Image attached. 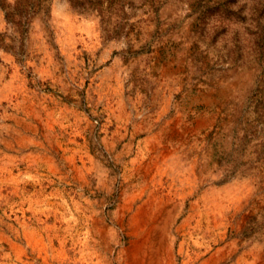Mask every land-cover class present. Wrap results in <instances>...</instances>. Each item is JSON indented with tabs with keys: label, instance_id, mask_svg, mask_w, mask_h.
<instances>
[{
	"label": "rangeland",
	"instance_id": "rangeland-1",
	"mask_svg": "<svg viewBox=\"0 0 264 264\" xmlns=\"http://www.w3.org/2000/svg\"><path fill=\"white\" fill-rule=\"evenodd\" d=\"M139 211L264 264V0H0V264H127Z\"/></svg>",
	"mask_w": 264,
	"mask_h": 264
},
{
	"label": "bare ground",
	"instance_id": "bare-ground-1",
	"mask_svg": "<svg viewBox=\"0 0 264 264\" xmlns=\"http://www.w3.org/2000/svg\"><path fill=\"white\" fill-rule=\"evenodd\" d=\"M203 96V95H202ZM208 96V95H207ZM201 97V96H200ZM200 97H198V98H200ZM205 98V97H204ZM213 100V99H212ZM210 102V101H209ZM212 102V101H211ZM194 107V106H193ZM185 108V107H184ZM189 109V108H188ZM194 109V108H193ZM66 111V110H65ZM175 111H176V109H175ZM140 113V112H139ZM142 113V112H141ZM140 113V114H141ZM176 114V113H175ZM137 115V114H136ZM217 115V114H216ZM129 116V115H128ZM131 116V115H130ZM171 116V115H170ZM158 117V116H157ZM187 117V116H186ZM130 118V117H129ZM131 118H132V116H131ZM143 120H145V119H143ZM195 120V119H194ZM127 121V120H126ZM137 121V120H136ZM150 121H152V120H150ZM158 121V120H157ZM130 122V121H129ZM128 122V123H129ZM153 122V121H152ZM165 122V121H164ZM182 122H184V121H182ZM193 122V121H192ZM123 123V122H122ZM167 123V122H166ZM165 123V124H166ZM172 123V122H171ZM131 124V123H130ZM212 124V123H211ZM139 125V124H138ZM156 125V124H155ZM169 125V124H168ZM173 125V124H172ZM177 125V124H176ZM185 125V124H184ZM132 126V125H131ZM166 126V125H165ZM134 127V126H133ZM132 127V128H133ZM154 127V126H153ZM156 127H157V125H156ZM163 127V126H162ZM145 128V127H144ZM143 128V129H144ZM151 129V128H150ZM153 129V128H152ZM211 129H212V127H211ZM128 130V129H127ZM135 130H137V129H135ZM183 130V129H182ZM200 130V129H199ZM129 131V130H128ZM75 132V131H74ZM150 132V131H149ZM188 132V131H187ZM120 133V132H119ZM133 133V132H132ZM151 133V132H150ZM189 133V132H188ZM201 133V132H200ZM162 135V134H161ZM160 135V136H161ZM195 135V134H194ZM142 136V135H141ZM152 136V135H151ZM174 136V135H173ZM207 136V135H206ZM70 137V136H69ZM128 137V136H127ZM192 137V136H191ZM187 138V137H186ZM65 139H67V138H65ZM147 139V138H146ZM183 139V138H182ZM142 140V139H141ZM156 140V139H155ZM174 140V139H173ZM172 140V141H173ZM179 140V139H178ZM205 140V139H204ZM134 141V140H133ZM181 141V140H180ZM186 141H188V140H186ZM195 141V140H194ZM193 141V142H194ZM197 141V140H196ZM199 141V140H198ZM197 141V142H198ZM200 141H202V140H200ZM119 142V141H118ZM69 143H71V142H69ZM131 144V143H130ZM118 145V144H117ZM139 146V145H138ZM142 146H144V145H142ZM196 147V146H195ZM140 148V147H139ZM133 149V148H132ZM151 149V148H150ZM64 150V149H63ZM66 152V151H65ZM75 152H77V150L75 151ZM137 152V151H136ZM136 152H135V154H136ZM140 152V151H139ZM145 152V151H144ZM132 153V152H131ZM62 154V153H61ZM124 154V153H123ZM130 154V153H129ZM166 154H168V153H166ZM120 155H122V154H120ZM80 156V155H79ZM168 156V155H167ZM183 156V155H182ZM72 157V156H71ZM164 157V156H163ZM27 158V157H26ZM87 158V157H86ZM64 159V158H63ZM85 159V158H84ZM139 159V158H138ZM156 160H157V158H155ZM178 159V158H177ZM116 160V159H115ZM161 160V159H160ZM141 161V160H140ZM138 162V161H137ZM190 162V161H189ZM65 163V162H64ZM85 163H86V161H85ZM125 163V162H124ZM130 163V162H129ZM62 164V163H61ZM71 164H72V162H71ZM163 164V163H162ZM183 164V163H182ZM82 165V164H81ZM80 165V166H81ZM63 166V165H62ZM66 166V165H65ZM148 166V165H147ZM156 166V165H155ZM159 166V165H158ZM174 166V165H173ZM67 167H68V165H67ZM73 167V166H72ZM83 167V166H82ZM78 168V167H77ZM139 168V167H138ZM59 169V168H58ZM84 169V168H83ZM131 170V169H130ZM150 170H151V168H150ZM60 171V170H59ZM144 171V170H143ZM181 171V170H180ZM78 172V171H77ZM89 172V171H88ZM164 172H166V171H164ZM191 172V171H190ZM189 172V173H190ZM62 173V172H61ZM64 173V172H63ZM159 173V172H158ZM168 173V172H167ZM80 174V173H79ZM156 174H157V172H156ZM160 174V173H159ZM170 174V173H169ZM205 174V173H204ZM153 175H154V173H153ZM179 175V174H178ZM190 175V174H189ZM139 176H142V175H139ZM156 176V175H155ZM157 176H159V175H157ZM71 177V176H70ZM120 177V176H119ZM196 177V176H195ZM118 178V177H117ZM169 178V177H168ZM175 178V177H174ZM251 178V177H250ZM64 179V178H63ZM162 179V178H161ZM167 179V178H166ZM189 179V178H188ZM82 180V179H81ZM165 180V179H164ZM176 180V179H175ZM178 180V179H177ZM183 180V179H182ZM61 181V180H60ZM78 181V180H77ZM77 181H75V182H77ZM148 181V180H147ZM155 181V180H154ZM160 181V180H159ZM180 181V180H179ZM178 181V182H179ZM123 182V181H122ZM129 182V181H128ZM247 182V181H246ZM253 182V181H252ZM119 183V182H118ZM256 183V182H255ZM129 184V183H128ZM155 184V183H154ZM161 184H162V182H161ZM169 184V183H168ZM173 184V183H172ZM32 185V184H31ZM179 185V184H178ZM182 185H184V184H182ZM187 185H189V184H187ZM192 185V184H191ZM151 186H153V185H151ZM194 186V185H193ZM196 186V185H195ZM202 186H204V185H201V187ZM150 187V186H149ZM167 187V186H166ZM182 187H184V186H182ZM200 187V188H201ZM214 187V186H213ZM224 187V186H223ZM190 188V187H189ZM189 188H187V189H189ZM192 188V187H191ZM190 188V189H191ZM216 188V187H215ZM149 189V188H148ZM155 189V188H154ZM160 189V188H159ZM178 189V188H177ZM244 189V188H243ZM105 190V189H104ZM176 190V189H175ZM143 191V190H142ZM169 191V190H168ZM242 191V190H241ZM258 191V190H257ZM115 192V191H114ZM145 192V191H144ZM244 192V191H243ZM113 193V192H112ZM194 193V192H193ZM198 193V192H197ZM235 193V192H234ZM238 193H239V191H238ZM257 193V192H256ZM68 194V193H67ZM164 194V193H163ZM195 194V193H194ZM247 194H248V192H247ZM250 194V193H249ZM148 195V194H147ZM182 195V194H181ZM193 195V194H192ZM191 195V196H192ZM219 195V194H218ZM217 195V196H218ZM224 195V194H223ZM228 195V194H227ZM235 195V194H234ZM189 196V195H188ZM200 196H201V194H200ZM138 197V196H137ZM136 197V198H137ZM158 197V196H157ZM183 197V196H182ZM211 197V196H210ZM220 197V196H219ZM230 197V196H229ZM117 198V197H116ZM132 198V197H131ZM181 198V197H180ZM199 198V197H198ZM221 198V197H220ZM231 198V197H230ZM242 198V197H241ZM247 198V197H246ZM140 199H142V198H140ZM182 199V198H181ZM184 199V198H183ZM212 199V198H211ZM210 199V200H211ZM238 199H239V197H238ZM249 199V198H248ZM27 200V199H26ZM121 200V199H120ZM214 200V199H213ZM139 201V200H138ZM137 201V202H138ZM188 201V200H187ZM212 201V200H211ZM246 201V200H245ZM124 202V201H123ZM201 202V201H200ZM204 202V201H203ZM208 202V201H207ZM224 202V201H223ZM222 202V203H223ZM50 203V202H49ZM114 203V202H113ZM125 203V202H124ZM134 203V202H133ZM132 203V204H133ZM188 203H189V201H188ZM195 203H198V202H195ZM237 203V202H236ZM256 203V202H255ZM190 204V203H189ZM205 205V204H204ZM211 205V204H210ZM215 205H217V204H215ZM219 205V204H218ZM247 205V204H246ZM112 206V205H111ZM129 206V205H128ZM151 206V205H150ZM185 206V205H184ZM239 206V205H238ZM124 207H126V206H124ZM152 207V206H151ZM197 207V206H196ZM204 207H206V205L204 206ZM236 207V206H235ZM242 207V206H241ZM121 208V207H120ZM154 208V207H153ZM192 208H193V206H192ZM207 208H209V207H207ZM214 208V207H213ZM217 208V207H216ZM239 208V207H238ZM135 209V208H134ZM182 209V208H181ZM203 209V208H202ZM126 210V209H125ZM131 210V209H130ZM129 210V211H130ZM216 210V209H215ZM230 210V209H229ZM236 210V209H235ZM122 211H123V209H122ZM181 211V210H180ZM190 211V210H189ZM195 211V210H194ZM87 212V211H86ZM206 212V211H205ZM218 212V211H217ZM222 212H224V211H222ZM230 212V211H229ZM240 212V211H239ZM134 213V212H133ZM58 214V213H57ZM188 215V214H187ZM190 215V214H189ZM195 215V214H194ZM245 215V214H244ZM127 216V215H126ZM151 215L150 214H146V212H142V211H139V212H137L136 214H135V216H132L133 217V219H132V222H131V224H132V229H133V231L134 232H136L137 234H140L141 235V238H140V235H139V238H140V241H135V242H133V244L127 249V264H155V262L156 261H159V259H160V257H161V255L162 254H160L159 253V249H160V247L158 248L157 247V243L158 242H160V237H161V235L158 233V226H157V221H155V217H150ZM180 216V215H179ZM178 216V217H179ZM192 216V215H191ZM242 216H243V214H242ZM131 217V216H130ZM177 217V218H178ZM221 217V216H220ZM241 217V216H240ZM62 218H63V216H62ZM82 218V217H81ZM176 218V219H177ZM185 218V217H184ZM206 218H208V216L206 217ZM228 218H230V217H228ZM152 219V220H151ZM46 220V219H45ZM157 220V219H156ZM221 220H226V219H221ZM152 221H154V222H152ZM177 221V220H176ZM234 221H236V220H234ZM246 221V220H245ZM25 222V221H24ZM192 222V221H191ZM200 222V221H199ZM213 222V221H212ZM86 223V222H85ZM92 223V222H91ZM40 224V223H39ZM127 224H129V223H127ZM176 224V223H175ZM196 224H198V222L196 223ZM236 224V223H235ZM72 225V224H71ZM76 225V224H75ZM96 225V224H95ZM174 225V224H173ZM245 225V224H244ZM96 226H98V225H96ZM185 226V225H184ZM195 226V225H194ZM209 226V225H208ZM228 226V225H227ZM93 227V226H92ZM191 227V226H190ZM213 227V226H212ZM215 227H217V226H215ZM219 227V226H218ZM242 227V226H241ZM47 228V227H46ZM60 228V227H59ZM51 229V228H50ZM79 229V228H78ZM96 229V228H95ZM126 229V228H125ZM176 229V228H175ZM185 229V228H184ZM219 229V228H218ZM233 229V228H232ZM48 230V229H47ZM51 230H53V229H51ZM56 230V229H55ZM68 230V229H67ZM123 230V229H122ZM206 230V229H205ZM208 230V229H207ZM230 230V229H229ZM49 231V230H48ZM59 231V230H58ZM63 231V230H62ZM119 231V230H118ZM211 230H209V232H210ZM50 232V231H49ZM57 232V231H56ZM106 232V231H105ZM232 232V231H231ZM238 232V231H237ZM52 233V232H51ZM64 233H65V231H64ZM133 233V232H132ZM158 233V234H157ZM177 233H178V231H177ZM226 233V232H225ZM94 234V233H93ZM131 234V233H130ZM217 234V233H216ZM235 234V233H234ZM233 234V235H234ZM122 235V234H121ZM132 236H133V234H131ZM180 235V234H179ZM56 236V235H55ZM54 236V237H55ZM215 236H217V235H215ZM222 236V235H221ZM230 236H232V235H230ZM131 237V236H130ZM134 237V236H133ZM184 237V236H183ZM198 237V236H197ZM218 237V236H217ZM235 237V236H234ZM70 238H72V236L70 237ZM86 238V237H85ZM187 238V237H186ZM194 238V237H193ZM58 239V238H57ZM198 239V238H197ZM196 239V240H197ZM224 239V238H223ZM70 240V239H69ZM88 240V239H87ZM177 240V239H176ZM201 240H202V238H201ZM218 240V239H217ZM86 241V240H85ZM173 241V240H172ZM195 241V240H194ZM203 241V240H202ZM91 242V241H90ZM171 242V241H170ZM210 242V241H209ZM217 241H215V243H216ZM59 243V242H58ZM61 243V242H60ZM77 243V242H76ZM86 243V242H85ZM94 243V242H93ZM195 243V242H194ZM205 243V242H204ZM31 244V243H30ZM196 244V243H195ZM218 244V243H217ZM216 244V245H217ZM86 245H87V243H86ZM224 245V244H223ZM59 246V245H58ZM71 246V245H70ZM80 246V245H79ZM114 246V245H113ZM215 246V245H214ZM87 247V246H86ZM191 247V246H190ZM194 247V246H193ZM241 247H243V246H241ZM88 248V247H87ZM170 248V247H169ZM263 248V247H262ZM62 249V248H61ZM78 249V248H77ZM85 249V248H84ZM209 249V248H208ZM70 250V249H69ZM181 250V249H180ZM184 250V249H183ZM188 250V249H187ZM190 250V249H189ZM42 251V250H41ZM72 251V250H71ZM107 251V250H106ZM238 251V250H237ZM44 252V251H43ZM180 252V251H179ZM186 252V251H185ZM195 252V251H194ZM45 253V252H44ZM58 253V252H57ZM86 253V252H85ZM175 253V252H174ZM204 253V252H203ZM238 253V252H237ZM248 253V252H247ZM22 254H25V253H22ZM184 254V253H183ZM214 254V253H213ZM46 255V254H45ZM78 255V254H77ZM207 255V254H206ZM210 255V254H209ZM243 255V254H242ZM247 255V254H246ZM37 256V255H36ZM35 256V257H36ZM168 256V255H167ZM205 256V255H204ZM203 256V257H204ZM27 257V256H26ZM47 257V256H46ZM63 257V256H62ZM69 257V256H68ZM84 257V256H83ZM193 257V256H192ZM38 258V257H37ZM48 258V257H47ZM70 258V257H69ZM89 258V257H88ZM233 259V258H232ZM68 260V259H67ZM97 260H98V258H97ZM192 260V259H191ZM198 260V259H197ZM218 260V259H217ZM27 261V260H26ZM113 261V260H112ZM117 261V260H116ZM149 261V262H148ZM182 261V260H181ZM216 261V260H215ZM63 262V261H62ZM92 262V261H91ZM148 262V263H147ZM174 262V261H173ZM190 262H192V261H190ZM197 261H195L194 263H196ZM208 262V261H207ZM65 263V262H64ZM90 263V262H89ZM172 263V262H171ZM198 263V262H197ZM202 263V262H201ZM212 263V262H211ZM241 263V262H240ZM23 264V263H22ZM32 264V263H31ZM45 264H46V262H45ZM179 264V263H178ZM218 264H221V263H218Z\"/></svg>",
	"mask_w": 264,
	"mask_h": 264
}]
</instances>
